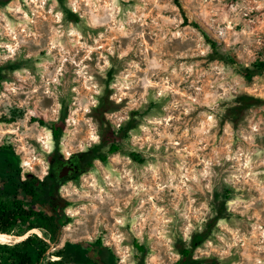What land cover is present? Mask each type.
<instances>
[{
  "label": "rangeland",
  "instance_id": "374dc122",
  "mask_svg": "<svg viewBox=\"0 0 264 264\" xmlns=\"http://www.w3.org/2000/svg\"><path fill=\"white\" fill-rule=\"evenodd\" d=\"M257 62L264 0L0 4V118H12L0 122V146L23 177L50 171L53 123L65 158L99 144L107 152V134L128 129L106 162L59 186L70 222L50 250L102 238L114 264H179L177 242L207 232L199 264H264Z\"/></svg>",
  "mask_w": 264,
  "mask_h": 264
},
{
  "label": "trees",
  "instance_id": "16d2710c",
  "mask_svg": "<svg viewBox=\"0 0 264 264\" xmlns=\"http://www.w3.org/2000/svg\"><path fill=\"white\" fill-rule=\"evenodd\" d=\"M9 1L0 0V4ZM193 25L203 33L211 47L217 50L216 42L202 27L195 22ZM255 65L264 66V63L257 62ZM1 81L0 72V85ZM249 98L251 100L250 96ZM2 121L10 122L12 118L3 116L0 118V122ZM41 122L44 123L43 120ZM119 130L123 133L128 129L123 127ZM119 130L118 132L112 130L107 134L105 142H110L107 152H102V144H99L75 155L80 156L75 176L92 166L96 159L106 162L108 154L119 151L120 145L114 140ZM50 131L55 142L52 166L51 171L43 178L31 172H27L23 177L20 161L16 159L14 150L11 147L0 146V161L6 165V170L0 173V231L22 235L33 228H39L44 233V237L38 233H31L17 243L0 242V264H114V256L102 238H97L94 242L67 241L62 247L50 250L51 242L55 243L58 240L59 230L70 222V218L63 210L68 201L57 192L65 181L59 179L56 174L61 162L60 157L63 158L60 144L62 125L53 123L50 125ZM219 218L215 216L213 223ZM206 237L207 232L195 234L191 246L179 240L176 244L181 255L179 264L201 263V260H193V251ZM136 246L140 251L145 249L142 244L136 243Z\"/></svg>",
  "mask_w": 264,
  "mask_h": 264
},
{
  "label": "flooded vegetation",
  "instance_id": "af4514ba",
  "mask_svg": "<svg viewBox=\"0 0 264 264\" xmlns=\"http://www.w3.org/2000/svg\"><path fill=\"white\" fill-rule=\"evenodd\" d=\"M75 155H77V154H75ZM75 155H71L70 157H68V158H65V157H63V158H61L60 157V160H61V162H60V165L58 166V168H57V177L59 178V179H65V180H67V178H72V177H74L75 176V174H76V172L78 171V160H79V157L80 156H75ZM63 165H68L70 168H71V170L73 171V173L72 174H70V175H66V176H64V177H62V178H60L59 176H58V173H59V171H60V169H61V167L63 166ZM51 166H52V163H51ZM51 166H50V171H51ZM49 171V172H50ZM48 172V173H49ZM65 182V181H64Z\"/></svg>",
  "mask_w": 264,
  "mask_h": 264
},
{
  "label": "water",
  "instance_id": "95a60500",
  "mask_svg": "<svg viewBox=\"0 0 264 264\" xmlns=\"http://www.w3.org/2000/svg\"><path fill=\"white\" fill-rule=\"evenodd\" d=\"M72 173H73V171L71 170V168H70L68 165H63V166L61 167L59 173H58V176H59L60 178H62V177H64V176H66V175H70V174H72ZM61 230H62V228L59 230L58 238L60 237ZM0 233H1V234H6V235H10V236L12 237V239L9 240L7 243H17V242L23 241L24 239H26V238L28 237V236H24V235H26L27 233L22 234V235H17V234H15V233L1 232V231H0ZM30 235H31V234H30ZM20 236H24V237H23L21 240H19L18 237H20Z\"/></svg>",
  "mask_w": 264,
  "mask_h": 264
},
{
  "label": "bare ground",
  "instance_id": "6f19581e",
  "mask_svg": "<svg viewBox=\"0 0 264 264\" xmlns=\"http://www.w3.org/2000/svg\"><path fill=\"white\" fill-rule=\"evenodd\" d=\"M31 233H38L40 236H43L44 237L43 231L41 229H39V228H33V229L29 230L27 232V234L24 235V236H29ZM24 236L18 237L19 240H21ZM11 239H12V237L10 235H6V234H1L0 233V242H2V243L8 242Z\"/></svg>",
  "mask_w": 264,
  "mask_h": 264
}]
</instances>
